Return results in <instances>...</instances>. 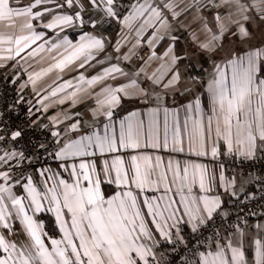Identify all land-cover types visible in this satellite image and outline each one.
I'll return each instance as SVG.
<instances>
[{
	"label": "snow or ice",
	"instance_id": "6c2138e0",
	"mask_svg": "<svg viewBox=\"0 0 264 264\" xmlns=\"http://www.w3.org/2000/svg\"><path fill=\"white\" fill-rule=\"evenodd\" d=\"M0 81V264H264V0H0Z\"/></svg>",
	"mask_w": 264,
	"mask_h": 264
},
{
	"label": "trees",
	"instance_id": "16d2710c",
	"mask_svg": "<svg viewBox=\"0 0 264 264\" xmlns=\"http://www.w3.org/2000/svg\"><path fill=\"white\" fill-rule=\"evenodd\" d=\"M43 219H44L47 230H49L50 232H55L56 228H55L53 217L50 214L45 213L43 215Z\"/></svg>",
	"mask_w": 264,
	"mask_h": 264
},
{
	"label": "crops",
	"instance_id": "0c3cea01",
	"mask_svg": "<svg viewBox=\"0 0 264 264\" xmlns=\"http://www.w3.org/2000/svg\"><path fill=\"white\" fill-rule=\"evenodd\" d=\"M79 31H77V30H73V29H69L68 30V35H69V37L70 38H76V39H78V37H79ZM206 68L207 67H209V65L208 64H206V65H204ZM178 99H183V96H178ZM169 103H171V100H169ZM47 214H49V213H47ZM51 215V214H50ZM52 216V215H51ZM53 219H54V217H53Z\"/></svg>",
	"mask_w": 264,
	"mask_h": 264
},
{
	"label": "built area",
	"instance_id": "2783aa9c",
	"mask_svg": "<svg viewBox=\"0 0 264 264\" xmlns=\"http://www.w3.org/2000/svg\"><path fill=\"white\" fill-rule=\"evenodd\" d=\"M7 87H8L9 89H11V85H7ZM4 88H5V84H4V82H3V81H0V91H3ZM8 94H9V96L14 95V93L11 92L10 90H9V93H8Z\"/></svg>",
	"mask_w": 264,
	"mask_h": 264
}]
</instances>
